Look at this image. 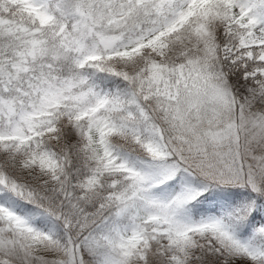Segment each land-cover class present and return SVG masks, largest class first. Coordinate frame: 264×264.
Returning <instances> with one entry per match:
<instances>
[{
  "label": "snow or ice",
  "instance_id": "snow-or-ice-1",
  "mask_svg": "<svg viewBox=\"0 0 264 264\" xmlns=\"http://www.w3.org/2000/svg\"><path fill=\"white\" fill-rule=\"evenodd\" d=\"M0 264H264V0H0Z\"/></svg>",
  "mask_w": 264,
  "mask_h": 264
}]
</instances>
